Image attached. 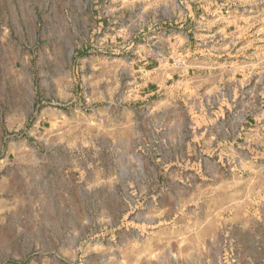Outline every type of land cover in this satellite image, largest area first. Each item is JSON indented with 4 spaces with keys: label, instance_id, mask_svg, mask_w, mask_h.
Returning a JSON list of instances; mask_svg holds the SVG:
<instances>
[{
    "label": "rangeland",
    "instance_id": "rangeland-1",
    "mask_svg": "<svg viewBox=\"0 0 264 264\" xmlns=\"http://www.w3.org/2000/svg\"><path fill=\"white\" fill-rule=\"evenodd\" d=\"M79 1L0 0V264H264V145L236 150L264 97L146 99L148 17L87 34ZM234 1L264 24V0ZM63 7L66 72L43 45Z\"/></svg>",
    "mask_w": 264,
    "mask_h": 264
},
{
    "label": "crops",
    "instance_id": "crops-1",
    "mask_svg": "<svg viewBox=\"0 0 264 264\" xmlns=\"http://www.w3.org/2000/svg\"><path fill=\"white\" fill-rule=\"evenodd\" d=\"M235 6L234 0H91L90 5L80 0L76 13L77 22L88 34L91 28L99 29L105 25L104 29L108 31L115 32L121 27L126 31L135 22L133 12L139 10L141 16L148 17L144 23L148 30L142 44L145 51L135 60L141 64L139 71L145 79L146 99L156 96L164 101L171 96L173 101L182 94L195 100L202 90L213 100L208 103L229 110L231 107L244 108L245 100L250 103L246 98L249 92L254 101L264 97V36L260 35L264 32V24L252 22L246 9ZM71 14L64 7L60 12L50 9L51 17L47 20L52 31L43 37L49 58L59 65L65 63V67L61 66L65 72L71 60L64 57L63 51L57 59L56 52L59 46L71 48ZM90 18L92 23L89 25ZM73 70L75 72V67ZM176 80L182 83L181 89L175 85L167 86ZM68 83L67 73L60 86L63 90L56 92L68 93ZM260 110L264 112L263 102ZM239 125L248 124L240 118ZM262 126L264 121L259 119L251 129L248 127L250 132L246 134L245 142L244 139L240 143L236 141V150L242 153L246 146L264 145V137L258 133ZM258 247L257 241L253 254L259 252ZM236 264H242V261Z\"/></svg>",
    "mask_w": 264,
    "mask_h": 264
}]
</instances>
